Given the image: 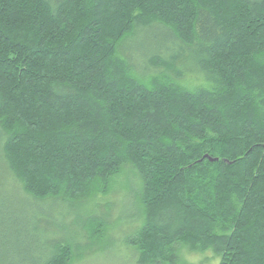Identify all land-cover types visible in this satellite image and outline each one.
Returning <instances> with one entry per match:
<instances>
[{
    "label": "trees",
    "instance_id": "trees-1",
    "mask_svg": "<svg viewBox=\"0 0 264 264\" xmlns=\"http://www.w3.org/2000/svg\"><path fill=\"white\" fill-rule=\"evenodd\" d=\"M0 133L31 210L0 234L31 220L36 239L21 264L109 249L96 200L125 174L136 264L181 245L264 264V0H0Z\"/></svg>",
    "mask_w": 264,
    "mask_h": 264
},
{
    "label": "rangeland",
    "instance_id": "rangeland-1",
    "mask_svg": "<svg viewBox=\"0 0 264 264\" xmlns=\"http://www.w3.org/2000/svg\"><path fill=\"white\" fill-rule=\"evenodd\" d=\"M1 139L2 137L0 138V153ZM2 166V159H0V178H2V180L3 178H6L4 179L6 184L0 181V220L4 219V216H7L9 213L17 214L21 213L20 211H24L26 213L30 210L27 205L28 203L23 200L21 201L26 205L24 204V206L20 208L22 205L20 204L21 198L17 195V193H15V188L12 187V183L10 182L11 180L9 179L11 174L5 168L3 169ZM131 183L132 178L127 176V174L123 177L120 176L116 179V184L113 187L111 194L107 198L96 200V202H98L108 199L113 205L110 220L108 221L109 228L105 238L106 243L110 241L112 242L107 245L110 248L101 253L99 256L95 255L96 251L90 253L89 255H85L82 257V260H79L74 264H136L132 256L133 251L130 250V247L125 245L123 240L127 234L134 232L142 225V218L137 216L140 206L136 201H134V188ZM94 203L95 202H91L89 207H92ZM25 224L20 221V223L18 222L15 226L9 225V223L2 225L3 227L6 226V236L4 234H0V254L3 252L8 254L10 259H14L13 263L21 264L25 259L29 260L32 254L28 251L29 246L32 247V244L35 243L36 239L29 232L32 226L31 220L28 222L25 221ZM8 226H12V230L16 229L20 232L18 238L16 236L12 238L10 237V234H8L10 231L7 230ZM50 234L52 233H49V235ZM48 238L49 237L47 236H45V238L40 237L39 243L44 244L50 239ZM21 249H23V252ZM178 255L179 261L177 264H219L220 259L212 249L194 252L184 245L178 247Z\"/></svg>",
    "mask_w": 264,
    "mask_h": 264
},
{
    "label": "water",
    "instance_id": "water-1",
    "mask_svg": "<svg viewBox=\"0 0 264 264\" xmlns=\"http://www.w3.org/2000/svg\"><path fill=\"white\" fill-rule=\"evenodd\" d=\"M205 158H208L210 161L214 162V161H218V159H212L211 157L209 156H205Z\"/></svg>",
    "mask_w": 264,
    "mask_h": 264
}]
</instances>
